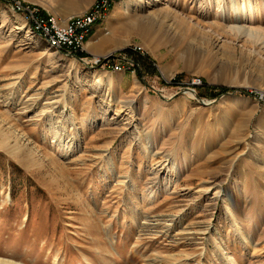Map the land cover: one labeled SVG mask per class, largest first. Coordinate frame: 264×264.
I'll return each instance as SVG.
<instances>
[{
  "label": "rangeland",
  "instance_id": "rangeland-1",
  "mask_svg": "<svg viewBox=\"0 0 264 264\" xmlns=\"http://www.w3.org/2000/svg\"><path fill=\"white\" fill-rule=\"evenodd\" d=\"M95 1L0 0V258L264 264V0H114L100 55L33 30Z\"/></svg>",
  "mask_w": 264,
  "mask_h": 264
},
{
  "label": "built area",
  "instance_id": "built-area-1",
  "mask_svg": "<svg viewBox=\"0 0 264 264\" xmlns=\"http://www.w3.org/2000/svg\"><path fill=\"white\" fill-rule=\"evenodd\" d=\"M113 1L96 0L88 11L71 17L66 24H60L51 14L43 16L33 13L31 18L33 30L40 34L50 47H54L66 55L80 57L78 55L85 50L89 33L96 23L106 19ZM80 59L84 60L88 66L91 64L92 68L101 67L115 72H124L132 68L129 65L102 61L100 57L90 60V64L86 58Z\"/></svg>",
  "mask_w": 264,
  "mask_h": 264
},
{
  "label": "crops",
  "instance_id": "crops-1",
  "mask_svg": "<svg viewBox=\"0 0 264 264\" xmlns=\"http://www.w3.org/2000/svg\"><path fill=\"white\" fill-rule=\"evenodd\" d=\"M129 8V7H128ZM126 7L122 5V8H116L113 12H110L106 19L102 22H98L94 25L91 32L88 35L87 47L89 54L100 55L107 50H115V38L114 33L121 29L122 16H125ZM134 81L132 74H124L123 82Z\"/></svg>",
  "mask_w": 264,
  "mask_h": 264
},
{
  "label": "bare ground",
  "instance_id": "bare-ground-1",
  "mask_svg": "<svg viewBox=\"0 0 264 264\" xmlns=\"http://www.w3.org/2000/svg\"><path fill=\"white\" fill-rule=\"evenodd\" d=\"M132 4V1H128L125 5L128 7H130ZM0 264H20L18 262H12V261H9V260H4L2 258H0Z\"/></svg>",
  "mask_w": 264,
  "mask_h": 264
},
{
  "label": "trees",
  "instance_id": "trees-1",
  "mask_svg": "<svg viewBox=\"0 0 264 264\" xmlns=\"http://www.w3.org/2000/svg\"><path fill=\"white\" fill-rule=\"evenodd\" d=\"M78 56H82V54L78 55ZM221 92H226L227 90H230L229 88H220ZM244 94L246 95H250V96H253V94H251L250 92L244 90L243 91Z\"/></svg>",
  "mask_w": 264,
  "mask_h": 264
},
{
  "label": "water",
  "instance_id": "water-1",
  "mask_svg": "<svg viewBox=\"0 0 264 264\" xmlns=\"http://www.w3.org/2000/svg\"><path fill=\"white\" fill-rule=\"evenodd\" d=\"M96 68H98V67H96ZM190 90H193V89H190ZM235 93H236V92L234 91V92H232V93H228V94H230V95H233V96H234V95H236Z\"/></svg>",
  "mask_w": 264,
  "mask_h": 264
}]
</instances>
